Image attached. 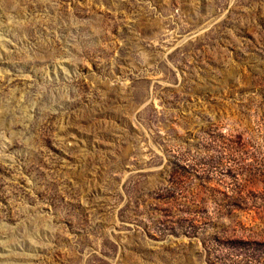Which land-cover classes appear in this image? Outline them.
Instances as JSON below:
<instances>
[{
    "label": "rangeland",
    "instance_id": "obj_1",
    "mask_svg": "<svg viewBox=\"0 0 264 264\" xmlns=\"http://www.w3.org/2000/svg\"><path fill=\"white\" fill-rule=\"evenodd\" d=\"M0 264H264V0H0Z\"/></svg>",
    "mask_w": 264,
    "mask_h": 264
}]
</instances>
